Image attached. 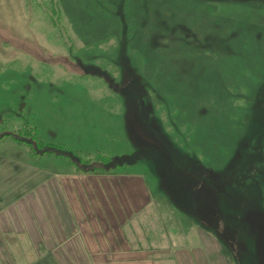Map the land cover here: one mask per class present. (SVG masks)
<instances>
[{"label":"rangeland","instance_id":"1","mask_svg":"<svg viewBox=\"0 0 264 264\" xmlns=\"http://www.w3.org/2000/svg\"><path fill=\"white\" fill-rule=\"evenodd\" d=\"M71 171L146 179L143 264H264V0H0V208Z\"/></svg>","mask_w":264,"mask_h":264},{"label":"crops","instance_id":"2","mask_svg":"<svg viewBox=\"0 0 264 264\" xmlns=\"http://www.w3.org/2000/svg\"><path fill=\"white\" fill-rule=\"evenodd\" d=\"M153 204L140 173H49L0 208V264H20L18 248L58 264H143L162 241Z\"/></svg>","mask_w":264,"mask_h":264},{"label":"bare ground","instance_id":"3","mask_svg":"<svg viewBox=\"0 0 264 264\" xmlns=\"http://www.w3.org/2000/svg\"><path fill=\"white\" fill-rule=\"evenodd\" d=\"M249 208V207H248ZM244 222V221H243ZM240 222H235L236 225H239ZM246 224V223H245ZM247 225V224H246ZM252 227H250V225H247L245 226L243 229L239 228L240 229V236L242 239H244L245 241L247 239H249L250 241H252V235H251V232H252Z\"/></svg>","mask_w":264,"mask_h":264},{"label":"trees","instance_id":"4","mask_svg":"<svg viewBox=\"0 0 264 264\" xmlns=\"http://www.w3.org/2000/svg\"><path fill=\"white\" fill-rule=\"evenodd\" d=\"M36 133H37V132H34V134H33V136H34V137H33V140L39 142ZM5 135H8V134H3V137H4ZM46 151H47V150H45V152H46ZM100 157H101V158H103V157H104V158H107V157H105L104 155H101Z\"/></svg>","mask_w":264,"mask_h":264}]
</instances>
